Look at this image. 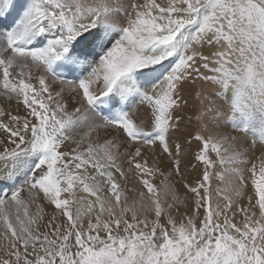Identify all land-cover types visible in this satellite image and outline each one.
Masks as SVG:
<instances>
[{"label": "bare ground", "instance_id": "obj_1", "mask_svg": "<svg viewBox=\"0 0 264 264\" xmlns=\"http://www.w3.org/2000/svg\"><path fill=\"white\" fill-rule=\"evenodd\" d=\"M48 1L51 6L45 5L46 0H0V185L3 182L10 185L9 189L2 188L0 206L15 201L11 209H15L12 211L16 215L8 213L14 232L37 223L27 220L26 212L42 214L57 230H64L72 221L80 227L86 215H99L95 208L115 218L141 211L134 198L132 202L121 203L122 199L101 196L104 200L96 204V199L84 193L89 181L95 184L94 179H88L89 174L99 166V160L103 163L104 152L110 154L106 150L116 156L124 151L135 155L133 169L145 163V168L126 170V174L140 175L145 187L148 186V194L153 193L167 204V212L175 210L180 224L188 217L196 222L214 215L227 223L259 230L264 223V148L258 146L264 143V128L259 124L264 117V77L246 73L260 59L264 74V55L246 54L243 40H233L222 30L232 20L229 6L214 22L210 14L215 11L209 15L202 12L204 18L195 28L182 25L178 29L177 21L188 16V10L183 9L188 8V0ZM44 14L47 16L42 20ZM92 17L95 26L89 24ZM96 18L100 21H95ZM100 22L123 28L110 30ZM24 26L27 29L23 33ZM172 32L176 35L171 42L182 44L185 50L164 47ZM48 34L51 35L47 38ZM246 37L242 38L251 39ZM234 43L238 54L237 51L232 54ZM162 49L169 56L159 60L162 70L158 71L151 66V60ZM61 59L72 65L67 74L77 81L50 73L53 64ZM205 60L215 65V70L209 65L203 69ZM104 93L112 104L102 99L92 102ZM215 95L218 97H212ZM230 95L232 104L228 106ZM29 97L40 99L33 103L32 114ZM58 109L63 112L62 125L69 124L66 128H74L80 135L66 138L61 134L64 147H55L59 153L54 154L49 146L48 162L44 164L47 156L41 159L43 164L36 171L33 188L27 185L28 188L13 190L15 178L18 188L28 182H21L26 175L24 170L20 179L13 172H19L22 161L27 165L26 156L37 152V148L32 149L36 138L42 136L39 147L44 141L46 132L42 134L40 130L36 135V129L46 130L48 117L56 116ZM106 109L114 114L121 112L125 122L106 120L102 116ZM241 113L249 118L243 135L240 134L243 121L238 118ZM47 131L53 137L58 133L55 127ZM129 133L136 134L138 139L129 137ZM70 144L77 154L72 164L68 160L74 159L70 157V149L66 151ZM51 145L57 146V142L53 140ZM52 156L59 159L51 161ZM219 160H223V165ZM222 166L227 167L224 170ZM52 172L55 180L48 178ZM114 176L115 184H121ZM231 181L240 187H233ZM101 188L98 184L93 190ZM103 188L107 189V185ZM132 189H124L122 193L135 192ZM194 201L198 204L205 201L206 206L197 207ZM8 211L11 213L10 208Z\"/></svg>", "mask_w": 264, "mask_h": 264}, {"label": "rangeland", "instance_id": "obj_2", "mask_svg": "<svg viewBox=\"0 0 264 264\" xmlns=\"http://www.w3.org/2000/svg\"><path fill=\"white\" fill-rule=\"evenodd\" d=\"M45 5L51 6L50 1L46 0ZM186 6L188 8L184 7L183 9L188 10V16L182 18L180 21H177V25L175 26L176 28L180 29V26L182 25H185L184 27L190 25L192 28H195L197 24H200L204 18L202 12L204 14L208 13L209 15V12L211 13V11H215V13L210 14L212 16L211 20L212 22H214L215 18L221 15L224 7L229 6L227 10L229 13L231 12L232 20L230 25L226 24L222 30L227 31V36L231 35L233 40L241 38L245 43V46H247V48L244 49L246 54L256 52L261 56L264 55V0H188ZM214 6H216L217 9ZM50 9L51 8H48V12L50 11ZM46 16L47 15L44 14L42 20H44ZM1 17L0 20L2 19ZM93 18L95 17L91 18L89 24H91ZM96 20H98V22L100 21L99 18H96L95 21ZM87 22L88 21H86L85 24ZM21 23L22 21L20 20V24ZM100 24L102 25V27L104 26V28H108L110 30L113 27H119L118 24H112L110 22H100ZM92 26H95V23H93ZM89 27H91V25H89ZM26 29L27 27L24 26L23 33L26 31ZM94 29L95 28H93L92 31ZM8 30L9 29L7 28V34L10 35L11 33ZM57 31L58 28L56 29L54 37H56ZM113 31L116 32V30ZM124 33L125 29L123 31V34ZM48 35H46L47 38L50 37L51 34ZM116 35L119 36L120 34L116 33ZM175 35L176 33L172 32L171 40H168L167 42L166 40L164 41L163 45L165 48L176 46L178 50L179 48L184 47L182 46V44L177 46L174 42H171L173 41L172 39H174ZM24 36L26 37V35ZM246 36L251 39H243ZM188 39L190 41V36H188ZM26 41L29 40L26 39ZM233 46L234 52L232 54H235L236 51L238 54L235 43L233 44ZM185 48L186 47H184L183 50H185ZM166 56H169V52L162 49L157 58L151 60V66H155L158 71L162 70L160 68L162 64H159L158 62ZM208 58H210V55H208ZM259 60L260 59H257L254 63L255 67H253L252 65L249 67L251 69V72H247V76H252L254 72L256 76L264 77L261 64H259ZM206 65H209L215 70V65H211L209 60H205L203 62L202 67L205 70ZM147 69H152V67H147ZM198 69L201 71L199 67ZM14 86L15 84L12 85V88H15ZM231 96L232 95H230L228 99V106H231L232 104L230 102ZM212 97H218V95ZM29 100L28 101L31 104L28 102V108H32L30 110V113L32 114V112L34 111V107L32 106L33 103H35L36 101H40V99L38 100L33 97H29ZM244 115L245 114L242 113L238 114V118L243 121L241 130L244 133H240L241 135L245 134L247 130L245 128L249 125V118H244L246 117ZM57 118H59V120ZM62 118L63 112L61 111V109H58L56 116L48 117L46 130H44L43 127L42 129H36V135L40 130L42 131V134L46 132L43 138L44 141H42V146L39 147L37 146V144H39L38 142L40 141L42 136L36 138V140L38 141L36 144L32 145V149L37 148V152L32 153V151L30 155L26 156L25 159L29 161H27V165L26 161H22L19 164V172H13L12 170L13 173L18 175L17 178H19V174L21 175L24 170V175H26L23 176V180H21V182L28 181L26 184H19V187H21L18 188V181L16 182L15 178L14 182L12 181V184L14 185L13 190L21 189L23 186H25V188H28V186L30 188H33V179L36 175V171L39 166L43 164L42 160H44V156H47L50 153V151H47L49 146L52 149L51 153L53 152L54 154L59 153L55 147H64V144L61 142L63 140L61 134L66 135V138H72L74 136L80 135L77 133L76 129L66 128L67 126H70L69 124L66 123L65 125H62ZM66 119L69 120L67 116ZM259 124L264 128V117L260 119ZM53 127L57 128L58 130V133L54 137L52 136V133H48L47 131V129ZM236 128L239 127L236 126ZM53 140L57 142V146L51 145L53 144ZM215 146L216 145L213 143V147ZM258 146L264 148V143ZM74 147L75 146H72L70 144L67 147L68 149L66 148V151L70 149V157L74 158L68 159L69 163L71 164L73 163V161H76L75 159L77 158V154H74ZM53 148L55 149L54 151ZM106 151L110 152V154L107 152L103 153L104 156L108 154L107 156L102 157L104 158V161H102L103 163L100 164L101 160H99L100 162L98 164L97 162H95V165L97 164L99 166H95L97 169L95 168L94 172H89L90 174L88 179H94L95 184L90 183L89 181V183L84 187L86 188V191L84 193H87V195L89 196L91 195L92 197H90L92 198V200L96 199L94 200L96 204H100V200H104L101 196L108 197L116 201L122 199L121 203H124L125 201L126 203H128V201L132 202V199L134 198V203H139V205L137 204L136 206H139L138 210L141 211L137 212V214H126V216L124 215L122 217L120 216L115 218L113 215H107V211H100L99 208H95L96 213L99 211V215H86L84 220L85 223L80 225V227H77L76 222L72 221L70 227H65L64 230H57L58 227H56L53 222L49 223L45 217L43 218L42 214H39L37 216L26 212V215L24 214V217L27 218V220L29 218V221L31 223H33V221L34 223H37L29 227V229L28 227L18 228L21 226L20 224L17 227L18 231H15V234L14 230L10 227L8 218H11L9 214H11L13 217L14 215H16L14 214L15 209H11L13 208L15 201H13V203H6L9 206H4L3 204H1L0 264H264V223L259 230H256L250 227H240L236 225V223L231 222L228 223H231L233 225H229L226 221L218 219V217H215L213 215L212 218H215L217 220L214 221L211 217H202L201 221L198 220V222L196 220L195 222L194 220L190 221L191 217L187 216L189 219L187 218L181 220H186V224H180L179 222H177L179 220L178 214H176L177 216L174 215L175 213H177L175 210H172L174 212H167V204L164 205V202L160 201V199L158 200L157 196H154L153 193H150V195L148 194V186L145 187V184L143 183L140 175L134 173L129 177V175L126 174V170L134 171V169L136 168L135 167L133 169V165L136 163H134L135 155H133L134 157H132V155H129V153L124 151L120 156H116L115 154H113V151ZM163 151H166L165 153L169 154L168 150L164 149ZM81 156L83 157V154ZM54 158H57V160L59 159V157L52 156L51 161L52 159L54 160ZM47 159L48 156L44 160V164L48 162L46 161ZM137 162L139 161L137 160ZM222 162L223 160L218 161V163L220 164ZM28 164H30L31 167H28ZM139 165L137 164L138 167L135 170L143 169L146 167L145 163H143V165L142 163ZM43 166L46 167V165ZM87 166H89V164H87ZM226 167L227 166L223 167V169L225 170ZM55 172H52L48 178H50L51 180H55ZM13 173L11 175H13ZM114 175L119 178L118 183H121L123 185H117V183L115 184L116 181L115 179H113ZM219 176L221 175L219 174ZM20 177H22V175ZM26 177L28 178L26 179ZM125 177L129 178L126 179ZM96 184L102 185V188L99 189L100 191L93 190L97 187ZM231 184L233 187H240V184H238L236 181H231ZM95 185L96 187H94ZM104 185H107V189L103 188ZM137 185L140 186V190L137 189ZM4 187L9 189L10 185H8V183L6 182H3L2 186L0 185L1 194H4L2 192V188ZM91 187L92 191H90ZM123 188L128 190L133 188L132 190L135 189V192L128 191L130 195L128 193L127 195H124V193H122V190H124ZM106 192H108L109 194ZM195 203L197 207H204V205L206 206L205 201L200 202L199 204L197 202ZM7 208L8 210L10 208L11 213L7 210ZM12 210H14V212ZM227 210L229 211V209ZM12 212L14 215L12 214ZM34 212L37 213V209H35ZM165 221L167 223H165ZM188 221L191 222L192 227H189L190 224ZM35 225L37 226L35 227ZM165 225L170 227L168 228ZM81 226H83L84 228ZM166 230H170L168 232L172 233L170 234Z\"/></svg>", "mask_w": 264, "mask_h": 264}]
</instances>
